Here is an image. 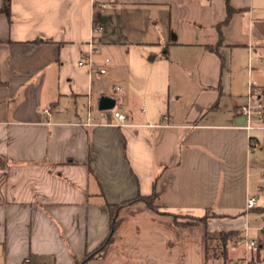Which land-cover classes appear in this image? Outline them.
<instances>
[{"label":"crops","instance_id":"crops-1","mask_svg":"<svg viewBox=\"0 0 264 264\" xmlns=\"http://www.w3.org/2000/svg\"><path fill=\"white\" fill-rule=\"evenodd\" d=\"M4 4L0 264H235L243 248L214 254L217 235L251 214L264 231V130L251 150L240 115L250 83L264 99V0H11L10 16ZM102 96L124 122L98 117ZM155 188L163 211L215 215L176 226L135 202L103 256L83 261L109 233L108 204Z\"/></svg>","mask_w":264,"mask_h":264},{"label":"built area","instance_id":"built-area-1","mask_svg":"<svg viewBox=\"0 0 264 264\" xmlns=\"http://www.w3.org/2000/svg\"><path fill=\"white\" fill-rule=\"evenodd\" d=\"M97 27L94 26L93 29ZM97 51V49H91L89 51V65L92 64V53ZM107 62L110 60L107 58ZM83 63L82 61L80 62ZM101 73L106 72L105 67H101L99 69ZM114 89H118V87H114ZM109 110L101 109L99 110V118H108ZM112 115L116 117L120 122H124L126 116L118 110L111 109ZM45 112L49 114V110L45 109ZM240 115L243 117V122L241 126L247 131L249 148L253 149H261L263 147L261 141L253 134V131L256 129L264 130V99L262 96L257 95V92L254 90L252 84L250 83L246 102L240 108ZM97 118L92 114L91 109L88 111V125L96 124ZM257 204V197L255 195H251L247 198L246 201V209L249 210ZM261 228H264V222L261 224ZM234 243L238 247L243 248V255L239 258V260L235 264H256L257 261V253L260 249V241L252 237L250 235L249 225L245 227V229L241 233H237L233 237Z\"/></svg>","mask_w":264,"mask_h":264},{"label":"trees","instance_id":"trees-1","mask_svg":"<svg viewBox=\"0 0 264 264\" xmlns=\"http://www.w3.org/2000/svg\"><path fill=\"white\" fill-rule=\"evenodd\" d=\"M10 4H11V0H5V4L2 8V11H4L8 16L11 15ZM232 12H233V8L231 6H228L227 17L224 20V22L221 23V25L229 20ZM170 36H171V40H173V41L176 40V35L174 32L171 31ZM221 41H222V39L217 44L210 45L209 48L213 51L219 52V47L221 45ZM223 64H224V60H223ZM261 93L263 94L264 92L262 91ZM158 198H159V193L157 192V190L155 188L151 194H148V195L138 194L137 196H135L131 199L122 201L120 203L108 204V209L110 212V230H109V233H108L107 237L103 240V242L99 245V247L96 248L94 251L88 253L86 255V257L83 259V261H86V260L91 259L93 257L103 256V254L106 251V249L108 248V246L115 239L116 229L121 222V218L119 217L120 211L123 207H125L127 205L133 204V203L138 202V201H142L149 208L155 210L158 213L170 214L174 217H175V215H178L175 213H171V212L161 210V206L157 203ZM211 212H214V211L212 209H207L205 214L202 215L201 217L193 218L192 220L189 219L188 221H180L181 223H174V224L176 226H185L187 224H192V223H197V222L198 223H205L208 220V218L210 217ZM236 234H237L236 231H230V233L218 237V243H217L216 247L213 248L214 254H218L220 252L221 254H223L222 256H224L227 259V257H228L227 256L228 242L230 239H233L234 235H236ZM211 240H213L212 237L207 236V253L210 251V249H209L210 244L208 242ZM212 256H214V255H212ZM207 257L209 258L210 256L207 255Z\"/></svg>","mask_w":264,"mask_h":264},{"label":"rangeland","instance_id":"rangeland-1","mask_svg":"<svg viewBox=\"0 0 264 264\" xmlns=\"http://www.w3.org/2000/svg\"><path fill=\"white\" fill-rule=\"evenodd\" d=\"M172 86H173V91H176L177 89H178V87H179V85L176 83V81L175 80H173V83H172ZM116 108L118 109L119 108V103L116 105ZM260 169H261V172L262 171H264V163H261V166H260ZM264 176V172H262L261 173V176H259L258 177V179H261L260 177H263ZM261 185H262V188H264V180H262V183H261ZM261 195H260V200H259V204L260 205H262V206H264V190L263 191H261V193H260ZM213 215H215V213L214 212H211L210 213V216H213ZM172 219H173V222L174 223H181L180 221H183V220H185V221H188V217H186V216H182V215H175V217L174 216H172ZM249 220H250V235L252 236V237H255V238H257L258 240H264V231H262V230H260V229H257L255 226H256V223H254V215H250V217H249ZM225 223H227V225H237L238 223H240V221L238 220H234V219H230L229 221H226ZM228 232L229 231H222L221 233H219L217 236L218 237H220V236H222V235H225V234H228ZM237 233H239L238 231H236ZM230 233V232H229ZM230 245H232L233 244V242H230L229 243ZM229 245V246H230ZM209 249H210V251L208 252L209 253V262L210 263H214V261L212 260V255H210V254H212V246H211V244L209 245ZM232 252H233V254H235V255H239V254H241L242 252H241V248L240 247H238V246H236L235 247V249L234 250H232Z\"/></svg>","mask_w":264,"mask_h":264},{"label":"water","instance_id":"water-1","mask_svg":"<svg viewBox=\"0 0 264 264\" xmlns=\"http://www.w3.org/2000/svg\"><path fill=\"white\" fill-rule=\"evenodd\" d=\"M116 105L115 98L111 96H102L99 99V108L100 109H112Z\"/></svg>","mask_w":264,"mask_h":264}]
</instances>
